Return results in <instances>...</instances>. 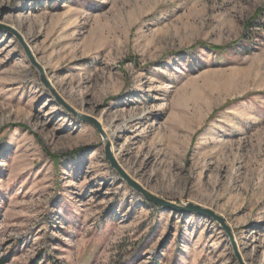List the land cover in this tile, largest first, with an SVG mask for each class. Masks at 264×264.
Instances as JSON below:
<instances>
[{
    "label": "rangeland",
    "instance_id": "rangeland-1",
    "mask_svg": "<svg viewBox=\"0 0 264 264\" xmlns=\"http://www.w3.org/2000/svg\"><path fill=\"white\" fill-rule=\"evenodd\" d=\"M0 26V264H264V0H0Z\"/></svg>",
    "mask_w": 264,
    "mask_h": 264
},
{
    "label": "water",
    "instance_id": "water-1",
    "mask_svg": "<svg viewBox=\"0 0 264 264\" xmlns=\"http://www.w3.org/2000/svg\"><path fill=\"white\" fill-rule=\"evenodd\" d=\"M0 28H2V26H0ZM27 56L30 60V62L32 63V65L35 67V69L37 70L38 74H39V79L40 82L44 85L45 88H47L52 95L56 98L57 102L62 105L65 110L67 112H69L70 114H72L75 118L84 121V122H88L91 125H93L98 131L101 132L99 123L96 122L94 119L88 117V116H83L79 113H77L75 110H73L71 107H69L67 104H65V102H63V100H61L57 94L55 93V91L53 90V88H51L49 82L47 81V79L44 76L43 70L42 68L34 61L33 56L26 51ZM107 141V140H106ZM105 158L106 160L110 163L111 167H113L118 174L120 175V177L126 182V184L132 188L134 191L140 193L142 195V197L144 198V200L150 204H153L159 208L162 209H167L169 211H175V212H179V213H194L197 215H201L204 216L206 218H209L215 222H217L219 224V226L222 228V230L227 234V236L231 239L232 241V237H231V233L229 230V227L225 224L224 220L222 217H220L219 215L215 214L213 211H211L208 208H203L199 205H195V204H187L184 207H180L177 206L174 203L165 201L163 199H160L156 196H153L152 194H150L149 192L145 191L143 188H141L138 184H136L134 181H132L122 170L121 168L118 167L115 159L113 158L112 154H111V150H110V146L109 143H106L105 145ZM234 250L235 247L233 246ZM238 261L240 264H243L239 258V256L236 254Z\"/></svg>",
    "mask_w": 264,
    "mask_h": 264
},
{
    "label": "bare ground",
    "instance_id": "bare-ground-1",
    "mask_svg": "<svg viewBox=\"0 0 264 264\" xmlns=\"http://www.w3.org/2000/svg\"><path fill=\"white\" fill-rule=\"evenodd\" d=\"M8 8V7H7ZM15 11V9H12V10H10L9 8L7 9V13H6V15H5V18L7 19V20H9V19H12V20H14V21H16L17 23H19V24H23V19H21L20 17H18V16H14V15H12L13 14V12ZM113 124V123H112ZM104 129V128H103ZM106 129V128H105ZM105 131V133H106V136H107V138L110 140L112 137H111V135L112 136H114L113 134H110L111 132L110 131H107V129L106 130H104ZM110 132V133H109ZM114 147V146H113Z\"/></svg>",
    "mask_w": 264,
    "mask_h": 264
},
{
    "label": "trees",
    "instance_id": "trees-1",
    "mask_svg": "<svg viewBox=\"0 0 264 264\" xmlns=\"http://www.w3.org/2000/svg\"><path fill=\"white\" fill-rule=\"evenodd\" d=\"M214 48H215V47H214ZM216 48H218V47H216ZM49 156L52 157V158L54 159V161L57 162V160H58V159H57V158H58L57 156H51V155H49Z\"/></svg>",
    "mask_w": 264,
    "mask_h": 264
}]
</instances>
